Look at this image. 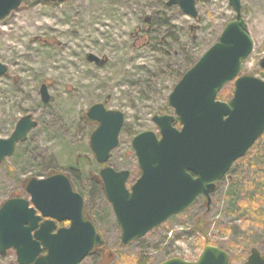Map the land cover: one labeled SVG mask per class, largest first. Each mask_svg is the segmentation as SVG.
Returning a JSON list of instances; mask_svg holds the SVG:
<instances>
[{"label":"rangeland","instance_id":"1","mask_svg":"<svg viewBox=\"0 0 264 264\" xmlns=\"http://www.w3.org/2000/svg\"><path fill=\"white\" fill-rule=\"evenodd\" d=\"M167 1L24 0L0 21V63L7 67V73L0 77V139L9 137L17 121L26 115L37 122L26 141L0 165V206L11 194L28 199L21 184L45 178L48 168L64 174L77 164L85 177L99 173L100 165L89 148L96 126L88 127L84 115L103 102L107 110L124 115L118 146L107 165L131 173L128 187L137 179L132 137L127 132H158L152 117L173 115L172 109H165L168 95L189 58L201 56L213 46L235 16L228 0H195L196 19L177 7L166 8ZM240 3L253 50L242 62L239 74L264 82L259 67L264 59V0ZM157 39L166 45H156ZM88 54L105 58L106 64L98 67L88 63ZM42 84L50 96L47 105L42 104L39 94ZM222 90L232 91L233 83ZM81 182L84 205L92 210V224L105 247L80 264H112L120 254L143 255L152 264L170 258L195 262L202 249L191 229L205 212L210 245L234 260L241 256L233 264L245 262L252 248L264 254V209L261 206L256 213L250 207L259 202L264 191V133L256 150L245 161L236 162L219 182L207 208L199 202L127 247L120 244V230L110 205L97 190L92 192L89 183ZM243 203L248 212H237ZM225 227L234 231L222 232ZM0 264H17L14 250L0 255Z\"/></svg>","mask_w":264,"mask_h":264},{"label":"water","instance_id":"2","mask_svg":"<svg viewBox=\"0 0 264 264\" xmlns=\"http://www.w3.org/2000/svg\"><path fill=\"white\" fill-rule=\"evenodd\" d=\"M24 0H0V21L16 11ZM57 3L64 0H43ZM235 13L216 43L188 69L168 95L174 115H155L157 133L144 131L131 141L140 177L127 188L130 173L107 166L118 146L124 115L105 108L90 107L86 119L96 124L89 148L101 166L99 180L120 230V244L129 246L168 219L184 213L199 197L208 207L217 183L242 159L264 133V82L239 74L242 62L253 50L241 14L240 0H228ZM184 15L196 19L195 0H168ZM90 64L102 67L105 58L86 56ZM264 71V59L259 63ZM7 67L0 63V77ZM233 83L228 102L217 100L218 92ZM41 102L50 101L45 84L39 90ZM178 121L180 127L174 126ZM37 122L26 115L12 133L0 139V165L23 144ZM29 199L11 197L0 206V255L14 250L17 264H80L104 243L84 214V201L64 174L24 183ZM41 219H45L40 223ZM68 222L56 230L55 223ZM56 230V231H55ZM44 252V255L41 253ZM160 264H229V255L216 246L203 248L197 261L170 258ZM242 264H264V254L255 248Z\"/></svg>","mask_w":264,"mask_h":264},{"label":"trees","instance_id":"3","mask_svg":"<svg viewBox=\"0 0 264 264\" xmlns=\"http://www.w3.org/2000/svg\"><path fill=\"white\" fill-rule=\"evenodd\" d=\"M166 8H170L169 6H167V3L165 4ZM174 7V6H171ZM166 22H164L165 24ZM153 25V24H152ZM158 26H160V24H157ZM151 31V30H150ZM150 31L148 35H150ZM146 32V31H145ZM147 32V33H148ZM173 41H176V39L172 38ZM156 45H166L164 41H160L159 39L156 40ZM200 57V55H195L192 56L191 58H189L187 65L185 66V69L179 74V79L182 77V75L189 69L191 68L195 62L198 60V58ZM178 79V80H179ZM177 80V81H178ZM177 83V82H176ZM234 90V87H233ZM233 90L232 91H223L221 90L218 95H217V99L219 101H229L233 95ZM168 109V106L165 108ZM84 121L86 123V125L90 128H92L93 126L95 127L96 125L89 122L85 115H84ZM174 126L179 128L180 125L178 123V121L176 120L174 123ZM129 134L130 137H134L136 134L132 133L131 131L127 132ZM256 150V143L253 145V147L246 153L245 157L242 158V161H245L252 152H254ZM57 172H55V170L48 168L46 171V175L45 177H48L52 174H55ZM70 180L71 185L73 187V189L78 192L81 195V186H82V180L86 181V183L90 184V189L93 191H98L99 195L104 198V194H103V190H102V184L101 181L99 180V176L98 174H96L95 176L92 175H87L86 177L82 174L81 168L78 167L77 164H74L73 166H69L67 168V170L64 173ZM138 176H139V171H138ZM23 184H21V186L23 187ZM219 184V183H218ZM262 185H264V183H262ZM13 195L11 194L10 197H12ZM258 203L257 204H251V209L253 212L259 213V209L262 206V208L264 209V191H261L260 196L258 197ZM199 202H201V204H203V206L205 208H207L205 201L202 198H199L196 203L189 208L188 210H191L192 208H194ZM106 203V201H105ZM187 210V211H188ZM92 210H88L86 208V206L84 205V214L85 216L91 221L93 222V216H92ZM186 211V212H187ZM237 212H248V207L246 206V204H239L237 206ZM185 213V212H184ZM206 213L205 212L203 215H200L199 217H197L194 221L193 224V228L191 229L192 232L194 234L197 235V240H198V245L201 249H203L205 246L212 244L209 239L207 238V230L209 225L206 223ZM261 216L264 217V212L261 213ZM222 232H227V231H234V228L232 227H225L223 229H221ZM97 232L99 233V231L97 230ZM101 235V233H99ZM134 243V242H133ZM104 246H105V242H104ZM99 250L97 249L96 251L92 252L90 254V256H96V253ZM241 260V256H239L238 258H236L234 260V258L229 257V264H233L234 262H238ZM112 264H152L151 260L149 259V257L143 256V255H136V256H126L123 254L119 255L118 261Z\"/></svg>","mask_w":264,"mask_h":264},{"label":"flooded vegetation","instance_id":"4","mask_svg":"<svg viewBox=\"0 0 264 264\" xmlns=\"http://www.w3.org/2000/svg\"><path fill=\"white\" fill-rule=\"evenodd\" d=\"M44 221H45V219H41L40 222H39V224L42 223V222H44ZM55 225H56V230H57V229H59V228L67 227V226H68V222H64V223H55ZM56 230H55V231H56ZM44 254H45L44 252L41 253V255H44Z\"/></svg>","mask_w":264,"mask_h":264}]
</instances>
